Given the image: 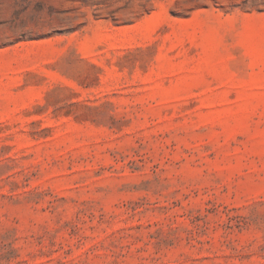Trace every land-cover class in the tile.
<instances>
[{"label":"rangeland","instance_id":"1","mask_svg":"<svg viewBox=\"0 0 264 264\" xmlns=\"http://www.w3.org/2000/svg\"><path fill=\"white\" fill-rule=\"evenodd\" d=\"M0 264H264V0H0Z\"/></svg>","mask_w":264,"mask_h":264}]
</instances>
